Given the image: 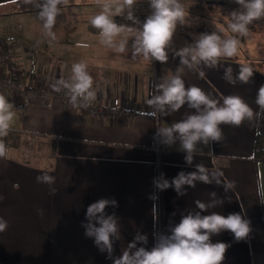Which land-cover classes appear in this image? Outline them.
I'll use <instances>...</instances> for the list:
<instances>
[{"label": "crops", "instance_id": "obj_1", "mask_svg": "<svg viewBox=\"0 0 264 264\" xmlns=\"http://www.w3.org/2000/svg\"><path fill=\"white\" fill-rule=\"evenodd\" d=\"M103 2L68 0L67 5L61 6L53 29L56 39L52 40L44 35L35 7L24 5L23 0H0V58H5L0 62V80L12 79L24 88L0 89V95L14 105L11 127L34 134L43 144L39 153H30L18 148L9 137L3 138L8 152L0 158V218L8 221V228L0 232V264H112L93 240L85 237L81 226L87 222V207L101 198L118 202V207L106 209L120 220V239L114 244L116 256L127 248L137 231L147 235L145 247L151 249L155 233L170 234L182 214L199 211L196 201L207 204L216 199L223 203L203 215L213 211L225 216L240 212L252 229L246 241L236 242L228 231L211 238L229 245L222 264H264V204L259 195L264 189V160L253 157L255 137L264 134V117L246 120L239 127L221 125L220 142L198 145L203 152L194 157L193 165L201 164L210 173H223L219 176L221 183L197 182L194 188L185 186L187 194L179 197L173 188L162 192L155 189L153 178L163 173L171 180L180 171L195 169L186 165L178 143L168 147L158 142L156 129L178 122L194 110L185 105L176 112L153 116L146 103L156 93L155 85L179 71L186 87L197 86L218 100L238 95L254 112L259 111L255 100L264 84V70L255 59H261L257 55L264 44L259 42L255 47L256 42L242 40L240 48L246 50L245 56L239 52L221 60L216 68L201 64L189 69L180 64L179 57H174L173 50L194 42L193 31L212 33L210 27L218 26V34L228 36V15L239 9L235 0H180L190 15L184 25H177L165 64L142 56L133 59L131 38L124 53L106 47L100 42L99 30L90 23L66 26L69 40L64 36L65 23L58 18L70 17L63 16L70 13L65 7L81 6L85 12L93 13L94 9L101 11ZM133 11L142 23L151 13L148 0H137ZM118 17V24L139 27L125 16ZM83 44L87 47L79 46ZM251 49L257 50L256 56L247 51ZM69 56L71 62L66 63ZM79 62L87 65L93 78L92 104L130 108L134 115L92 118L78 108L26 96L25 90L37 85L54 90L58 80L70 78L72 65ZM67 65L68 70H63ZM240 65L253 68L252 79L247 84L227 82L224 69L232 67L235 78ZM15 69L16 75L11 77ZM59 92L68 94L66 89ZM44 174L55 177V183H38L37 177ZM225 181L235 182V186L225 191ZM52 189L56 190L54 195L50 194ZM213 192L215 197L210 195ZM152 194L158 200L149 199ZM154 203L158 220L152 215Z\"/></svg>", "mask_w": 264, "mask_h": 264}, {"label": "clouds", "instance_id": "obj_2", "mask_svg": "<svg viewBox=\"0 0 264 264\" xmlns=\"http://www.w3.org/2000/svg\"><path fill=\"white\" fill-rule=\"evenodd\" d=\"M17 3L18 0H12ZM99 2V0H98ZM137 0H104L101 11L90 17L89 23L99 30L100 42L118 53H124L128 48L129 38L132 39V58L142 56L145 60H155L162 64L168 62L169 51L172 50L173 37L177 25H184L188 16L180 0H148L151 13L141 23L134 15V5ZM240 7L228 15L227 29L234 35L226 37L212 33H201L194 42L179 50H173L174 57H179L180 64L192 69L203 64L208 68H216L221 60L238 55L241 38L247 37L249 26L254 21L264 19V0H235ZM24 5H32L37 11V19L41 22L44 35L56 39L53 31L57 17L61 13V6L67 5L68 0H23ZM126 14V15H125ZM125 16L133 25L118 24L114 17ZM118 37H123L117 39ZM87 47L86 44L79 45ZM200 76L204 73L201 71ZM254 70L249 65H240L238 73L233 78L232 67L224 69V79L232 84L237 81L247 84L253 77ZM93 78L84 62L72 65L71 76L68 80L60 79L53 86L59 92L66 89L70 102L78 101L90 103L95 98L91 90ZM222 100V102H221ZM221 100L213 98L197 86L186 87L179 71L176 74L163 78L156 85V93L147 100L153 116L176 112L187 105L190 112L178 122L167 127L156 129L158 142L171 147L179 144L178 151L184 153L187 166L194 167V171H180L171 180L161 173L153 178V186L162 192L173 188L177 196L187 194L188 188H194L197 182L220 185L219 176L223 173H210L201 164L193 165L194 157L203 148L212 142L223 139L221 125L239 127L244 121H254L264 117V84L258 91L255 103L259 111H255L238 95L224 96ZM84 106H87L85 104ZM14 105L0 95V158H5L8 147L3 138L7 137L15 117ZM38 183L52 185L55 177L44 174L37 177ZM235 186V182L225 181V191ZM55 189L50 194H55ZM212 197L216 196L213 192ZM261 204H264V189L259 191ZM3 197H0L2 200ZM149 199L156 201L158 196L152 194ZM199 211H188L182 214L178 224L170 228V234L155 233V244L151 249L145 247L148 243L146 234L137 231L132 241L120 255H114V244L120 239L119 217L113 212L108 214V207H118L115 199L101 198L90 204L85 213L86 223L82 222L85 237L91 238L98 250L106 254L112 264H222L229 247L225 242H213L212 237L224 231L231 232L236 242L246 241L252 231L250 221L240 212L223 215L211 212L223 201L211 200L209 203L196 201ZM40 214L42 209H38ZM154 220H158V208L154 203L152 208ZM8 228V221L0 218V232Z\"/></svg>", "mask_w": 264, "mask_h": 264}, {"label": "rangeland", "instance_id": "obj_3", "mask_svg": "<svg viewBox=\"0 0 264 264\" xmlns=\"http://www.w3.org/2000/svg\"><path fill=\"white\" fill-rule=\"evenodd\" d=\"M81 6H76L73 7L72 9H70L71 7H65L68 11H70V13L68 14H64L63 16H68L70 15L69 18L67 17H60L58 18V20L62 21L63 24L65 23L64 26V36L67 37V39L69 40L70 38V31L68 30L69 28H67L66 26H70L71 28H74V26L80 25V26H86L87 24H89V19L90 17H92L93 15H96L99 13V11H97V9L92 10L93 13L90 12H85V10L80 8ZM89 7V6H88ZM240 7V6H239ZM238 7V8H239ZM65 9V10H66ZM72 12V13H71ZM115 21H118L119 17L116 16L114 17ZM222 20H225V18L223 17ZM129 21V20H128ZM228 21V18H227ZM90 25V24H89ZM197 25H192V28H196ZM201 27V26H199ZM218 26H213L210 27L213 31L217 32V28ZM227 28V27H226ZM250 28V32L249 35L247 37H243L241 38L242 42H256L255 47H257L259 44V42L261 44H264V19L258 20V21H254L252 25L249 26ZM202 29V28H200ZM200 29H198L197 31H199ZM227 32V29H225ZM69 31V32H68ZM223 31V30H222ZM223 32V34H224ZM229 32V31H228ZM194 33L195 37L199 36V32L196 33V31H193L192 34ZM218 33V32H217ZM228 35H234L232 33H228ZM193 37V36H192ZM225 37V36H224ZM242 42L240 44V46H242ZM239 52H241L243 55L242 57H244L246 50L243 51V48H239ZM248 52H251V54L253 55H257V50L256 49H251V50H247ZM260 57H262L261 59H255V63L258 64V66L264 70V50H262L260 52ZM66 63L71 62V57L69 56L68 60L65 59ZM69 61V62H68ZM68 70L69 65L64 66L63 70L65 69ZM15 72H17V69H15ZM40 85H37V87H39ZM36 87V86H34ZM10 141L15 144L18 148H21L27 152L30 153H39L40 152V148L42 147L43 144L39 143L38 138L36 137H31L26 133H21V134H13L11 136H9Z\"/></svg>", "mask_w": 264, "mask_h": 264}, {"label": "built area", "instance_id": "obj_4", "mask_svg": "<svg viewBox=\"0 0 264 264\" xmlns=\"http://www.w3.org/2000/svg\"><path fill=\"white\" fill-rule=\"evenodd\" d=\"M5 58L1 57L0 62H3ZM16 75L15 70H13L11 77H14ZM17 89L20 91H23L24 88L21 85L16 84L12 79L8 80H0V89L6 90V89ZM156 90V85H155ZM26 96L30 99H37L40 101L45 100H51L55 103H58L60 105H67L72 106L75 108L80 109L82 112L86 113L92 118H103L105 116H112V117H122V118H130L134 115V112L130 108L125 107H113V108H107L100 104H92L91 102H81L78 101L76 104H73L70 102V98L68 94H65L63 92H57L51 89H48L43 86L39 87H29L27 90H25ZM87 104V106H84ZM20 130H16L12 127H10V131L7 137L13 135V134H20ZM33 137V136H31ZM158 160H156V169L157 173H159L158 169Z\"/></svg>", "mask_w": 264, "mask_h": 264}, {"label": "trees", "instance_id": "obj_5", "mask_svg": "<svg viewBox=\"0 0 264 264\" xmlns=\"http://www.w3.org/2000/svg\"><path fill=\"white\" fill-rule=\"evenodd\" d=\"M262 50H264V47H262L258 51L257 57H260V55H261L260 52ZM260 58H262V57H260ZM251 61H254V60L251 59ZM30 136H34V134H30ZM253 157L256 160H264V134L258 133L255 137L254 148H253Z\"/></svg>", "mask_w": 264, "mask_h": 264}]
</instances>
